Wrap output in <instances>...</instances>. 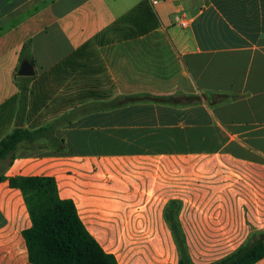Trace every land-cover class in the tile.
Returning a JSON list of instances; mask_svg holds the SVG:
<instances>
[{"label": "crops", "instance_id": "1", "mask_svg": "<svg viewBox=\"0 0 264 264\" xmlns=\"http://www.w3.org/2000/svg\"><path fill=\"white\" fill-rule=\"evenodd\" d=\"M59 119L63 151L0 162V264H32L20 176L53 177L118 264H179L173 201L192 263L227 257L264 232V0H0V141Z\"/></svg>", "mask_w": 264, "mask_h": 264}, {"label": "trees", "instance_id": "2", "mask_svg": "<svg viewBox=\"0 0 264 264\" xmlns=\"http://www.w3.org/2000/svg\"><path fill=\"white\" fill-rule=\"evenodd\" d=\"M25 56H22L24 60ZM32 62V61H31ZM29 81L30 78H22ZM27 86L21 87L20 111L25 112L29 95ZM136 96H121L106 107H123L137 102ZM79 116L72 113L68 117L71 122ZM56 123L31 131L17 123L16 128L0 141V162L16 158V151L21 144L32 148L43 146L39 142L46 140L48 146L63 151L64 141L54 136ZM5 180L0 175V183ZM9 184L19 188L24 196L32 226L23 232L29 261L32 264H118L114 256L107 254L87 231L77 213L72 200L61 199L58 194L56 180L53 177H12ZM180 203L173 201L166 210V218L175 234L180 253L179 264H193L187 251L186 241L182 235L178 221ZM264 258V232L253 233L249 240L227 257L212 264H256Z\"/></svg>", "mask_w": 264, "mask_h": 264}, {"label": "water", "instance_id": "3", "mask_svg": "<svg viewBox=\"0 0 264 264\" xmlns=\"http://www.w3.org/2000/svg\"><path fill=\"white\" fill-rule=\"evenodd\" d=\"M18 74H19V76H24V77L33 76L35 74L33 65L28 60H24L21 63Z\"/></svg>", "mask_w": 264, "mask_h": 264}, {"label": "built area", "instance_id": "4", "mask_svg": "<svg viewBox=\"0 0 264 264\" xmlns=\"http://www.w3.org/2000/svg\"><path fill=\"white\" fill-rule=\"evenodd\" d=\"M163 0H150V3L152 5H157L160 2H162ZM176 21L180 24L181 27L183 28H187L189 26V22L185 19H181L179 17H176Z\"/></svg>", "mask_w": 264, "mask_h": 264}]
</instances>
